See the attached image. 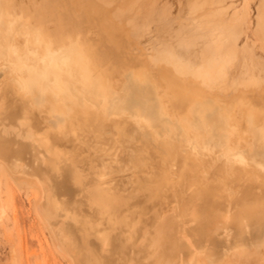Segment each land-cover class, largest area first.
<instances>
[{
  "label": "bare ground",
  "instance_id": "bare-ground-1",
  "mask_svg": "<svg viewBox=\"0 0 264 264\" xmlns=\"http://www.w3.org/2000/svg\"><path fill=\"white\" fill-rule=\"evenodd\" d=\"M123 1L0 0V227L11 177L69 264H264V75L229 77L231 25L136 53ZM48 50L74 80L29 90L22 62Z\"/></svg>",
  "mask_w": 264,
  "mask_h": 264
},
{
  "label": "rangeland",
  "instance_id": "rangeland-1",
  "mask_svg": "<svg viewBox=\"0 0 264 264\" xmlns=\"http://www.w3.org/2000/svg\"><path fill=\"white\" fill-rule=\"evenodd\" d=\"M121 1L113 0L117 8H121ZM135 1L134 6L126 5L123 8L122 15L129 28L136 31L133 34L137 43L136 53L142 48L156 50L158 42H167L170 46L177 44V40L181 43L188 38H201L204 34L201 25L214 32L231 25L236 30L235 67L233 72L229 71V77L232 79L239 76L252 64L264 75V38L259 33L258 25L261 0H209L211 3L204 6L200 12L193 9L196 0ZM243 11L248 12L247 15L243 16ZM176 31L182 33L177 40H166L168 34ZM213 171L216 173L217 170ZM213 173L210 174L211 178L214 177ZM10 181V216L15 219H9L5 228L0 227V264H69L67 258L52 247L44 228L41 229L43 226L35 213L36 205L41 202L36 200L38 196L34 195L32 186L19 184L11 177ZM257 191V197L264 199V186L259 187ZM166 214H169V210H166Z\"/></svg>",
  "mask_w": 264,
  "mask_h": 264
},
{
  "label": "clouds",
  "instance_id": "clouds-1",
  "mask_svg": "<svg viewBox=\"0 0 264 264\" xmlns=\"http://www.w3.org/2000/svg\"><path fill=\"white\" fill-rule=\"evenodd\" d=\"M22 71L27 73L29 90L66 88L74 80L73 56L64 51L32 52L22 62Z\"/></svg>",
  "mask_w": 264,
  "mask_h": 264
}]
</instances>
